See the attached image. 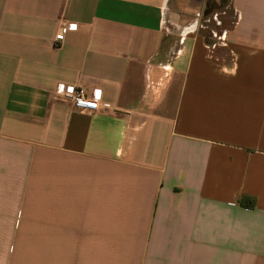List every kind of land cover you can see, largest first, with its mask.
<instances>
[{"label":"crops","instance_id":"obj_1","mask_svg":"<svg viewBox=\"0 0 264 264\" xmlns=\"http://www.w3.org/2000/svg\"><path fill=\"white\" fill-rule=\"evenodd\" d=\"M227 1L0 0V264H264V0Z\"/></svg>","mask_w":264,"mask_h":264},{"label":"built area","instance_id":"obj_2","mask_svg":"<svg viewBox=\"0 0 264 264\" xmlns=\"http://www.w3.org/2000/svg\"><path fill=\"white\" fill-rule=\"evenodd\" d=\"M68 32V27L63 26L61 32L56 36V45H61L65 40V35ZM58 97L66 102H70L75 113L89 114L96 113L100 109L99 91H94L90 96L84 88H77L70 85H59L57 88Z\"/></svg>","mask_w":264,"mask_h":264},{"label":"rangeland","instance_id":"obj_3","mask_svg":"<svg viewBox=\"0 0 264 264\" xmlns=\"http://www.w3.org/2000/svg\"><path fill=\"white\" fill-rule=\"evenodd\" d=\"M227 6H228V9H227V16L226 17H223L222 20L224 22V24L226 23V26L227 27H230L232 25V23L234 22L235 20V17L232 15V10L230 9V0L227 1ZM210 19V22L206 23L205 25H212L213 23H215V21H213V18H209Z\"/></svg>","mask_w":264,"mask_h":264}]
</instances>
